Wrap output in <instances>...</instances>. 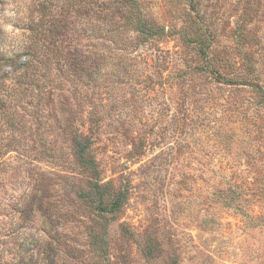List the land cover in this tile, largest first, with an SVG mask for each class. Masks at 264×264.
Here are the masks:
<instances>
[{
  "label": "rangeland",
  "instance_id": "obj_1",
  "mask_svg": "<svg viewBox=\"0 0 264 264\" xmlns=\"http://www.w3.org/2000/svg\"><path fill=\"white\" fill-rule=\"evenodd\" d=\"M23 2L38 17L19 25L30 35L39 22V36L61 26L70 47L99 45L103 76L88 83L82 72L77 96L91 98L83 100L85 115L95 106L100 131L94 147L105 180L127 181L131 189L116 217H98L73 187L87 186V176L75 163L70 138L50 122L39 123L53 120L51 111L39 120L16 114L24 127L15 130L0 113V264H47L48 254L60 264H264L259 221L241 219L218 200L220 189L241 181L232 163L244 169L247 154L264 148L257 128L237 116L242 108L253 115L264 108L257 111L248 84L237 90L229 83L264 86V0ZM129 15L172 33L146 39ZM195 31L209 41L186 43L182 36ZM23 45L0 31V58H11L2 70L18 65L21 72ZM72 87L65 78L67 96ZM16 199L22 205L16 207ZM41 200L58 210H38ZM54 228L66 235L60 244ZM91 228L107 230L104 257L89 245Z\"/></svg>",
  "mask_w": 264,
  "mask_h": 264
},
{
  "label": "trees",
  "instance_id": "obj_2",
  "mask_svg": "<svg viewBox=\"0 0 264 264\" xmlns=\"http://www.w3.org/2000/svg\"><path fill=\"white\" fill-rule=\"evenodd\" d=\"M93 3L98 5L97 1ZM94 9L96 12L99 11L98 14H102L101 4ZM89 17L90 15L87 23L93 31L92 36H95L97 30H95L94 18L89 19ZM127 19L130 21L129 23H133L136 31L140 35H144L146 39L164 40L172 33V31L166 30L164 26L154 22H146L141 17L130 20L131 15H129ZM37 23L31 25L30 42L22 46L26 60L19 66L22 69L21 72L17 69L18 65L10 71L2 70L1 63H7L11 58H0V113L6 117L5 124L15 130L21 124L19 119L17 120L16 114H20L21 118H24L25 112H30L39 120L40 116L46 114L45 111H51V116L54 119L48 118L39 123L47 124L50 122L51 126L60 130L61 135L70 138L75 163L87 176V186L84 187L76 183L73 185L78 198L87 207L94 210L98 217L103 218L105 214L116 217L127 202L131 187L127 181H121L117 184L112 178L105 180L94 147L96 136L100 131L99 119L93 110L95 106L93 109H89L88 114L85 115L83 100H91V98L77 96L80 92L77 88V80L83 77L82 72H86L85 78H90L88 83H96V78L103 76L102 56L100 48H97L99 45L91 42L93 47L90 50L79 48L77 44L70 47L64 42L66 41L65 33L60 30L61 26L55 29L47 27L45 29L47 31L39 36L40 31L35 32ZM182 38L188 44L199 43L202 46L209 41L208 37L203 36L198 31L194 32L193 37L184 34ZM93 39L97 38H91L92 41H94ZM208 68L218 77H221V73L212 66H208ZM65 78H70L73 86L70 88V96L63 92ZM229 83L238 85L237 90L241 89L239 85L248 84L255 95L253 99L257 111L259 113L262 111L264 108V86L258 82L243 80ZM72 98H75V103L71 101ZM248 110V108L240 109L237 116L240 117V120L250 122L257 128L260 136L256 139H262L264 143V114L253 115ZM84 116L87 117V123ZM21 125L24 127V124ZM230 137H235V134L230 135ZM12 138L16 140V137L13 136ZM41 150L42 153L50 157L54 155L47 149ZM233 168H235L234 172L239 171L235 177L241 181L238 183L231 181L227 187L224 186L220 189L218 200L223 207L230 208L241 219H246L251 223H258L259 221V224L264 228V148L259 146L254 153L247 154L246 168H237L236 164L232 163ZM14 203L18 207L22 205L23 200L16 199ZM51 206L50 202L41 200L38 210H58L54 204L53 208ZM50 224L52 226L51 222ZM53 225L56 227L55 222ZM54 229L55 237L60 244L62 237L66 235L58 228ZM88 235L91 248L98 255L104 257L107 246V230L98 232L91 228ZM43 245L46 247L45 243ZM152 249V246H148L146 254L151 255ZM47 259V264H60L61 262L59 258L57 260L49 254ZM176 263L174 261L172 264Z\"/></svg>",
  "mask_w": 264,
  "mask_h": 264
},
{
  "label": "clouds",
  "instance_id": "obj_3",
  "mask_svg": "<svg viewBox=\"0 0 264 264\" xmlns=\"http://www.w3.org/2000/svg\"><path fill=\"white\" fill-rule=\"evenodd\" d=\"M30 8V4L23 2V0H0V31L8 39L16 42H28L29 29L19 25H28L38 20Z\"/></svg>",
  "mask_w": 264,
  "mask_h": 264
}]
</instances>
